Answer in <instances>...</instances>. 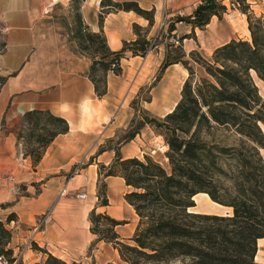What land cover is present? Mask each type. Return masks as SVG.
<instances>
[{"label":"crops","instance_id":"0c3cea01","mask_svg":"<svg viewBox=\"0 0 264 264\" xmlns=\"http://www.w3.org/2000/svg\"><path fill=\"white\" fill-rule=\"evenodd\" d=\"M83 0L81 12L86 25L95 33L104 30L112 51H119L126 42L136 41L134 26L148 30V38H155L161 25L179 14L189 15L199 0H113L123 3L136 1L146 10H155V23L134 12L119 11L105 16L100 23L101 2ZM50 0H0V22L3 29L0 49V220L10 214L17 219L8 224L12 231L9 247L14 257L24 264H38L52 255L70 264H117L119 252L112 244L99 241L91 233L90 213H107L120 222L116 227L120 238L130 241L138 227L139 216L125 199L132 188L122 177H102L107 186L108 206H100L98 190L100 166L110 167L119 152L123 159L155 155L165 158L168 147L162 136L146 126L137 137L120 144V136L130 128L136 116L132 103L142 89L156 79L167 51V39L146 57L127 53L122 60V73H108V91L100 98L90 78L93 58L83 53L74 38L70 16L71 0H57L54 11L45 15ZM251 8L258 16L255 3ZM246 36L227 22L213 18L207 28L215 25L225 29L218 44L205 48L198 39L183 42L187 54L198 50L204 58H212L214 51L233 39L250 40L246 15L242 14ZM176 16V17H175ZM180 25H176L177 34ZM225 25V24H224ZM188 28V26H186ZM191 29V28H190ZM191 31H186L189 33ZM217 32V29L216 31ZM219 32V31H218ZM188 70L182 64L166 69L151 91V102L140 107L163 118L171 113L181 100ZM254 81L264 99V81L253 74ZM159 106L155 107L158 102ZM158 107V111H157ZM48 111L65 119L69 131L59 135L46 149L37 166L25 157L18 141V128L28 112ZM163 144L162 152L156 147ZM264 157V152L262 153ZM76 172V173H75ZM63 190L67 194L61 196ZM84 193V199L78 195ZM194 213L227 215L229 207L213 202L205 193L194 197ZM219 207L220 212H208ZM47 215L44 230L36 231L39 217ZM33 241L39 250L25 246ZM256 261L264 264V238L257 241Z\"/></svg>","mask_w":264,"mask_h":264},{"label":"trees","instance_id":"16d2710c","mask_svg":"<svg viewBox=\"0 0 264 264\" xmlns=\"http://www.w3.org/2000/svg\"><path fill=\"white\" fill-rule=\"evenodd\" d=\"M225 2L200 0L191 14L171 19L164 39L176 38L178 23L190 27L191 32L167 43L165 59L155 81L147 87L149 98L145 101L151 102V91L166 69L175 64H182L189 72L181 100L165 117L152 115L148 122L141 120L134 128L139 113L147 112L139 107L138 95L132 103L136 116L123 141H119L124 144L134 140L143 125L150 124L160 131L159 135L169 146L166 157L170 172L151 157L123 159L119 152L110 167L100 166V206L109 205L107 186L101 178L122 177L132 188L125 199L134 207L139 224L133 238L125 241L116 231L121 223L94 209L89 216L90 230L99 241L112 244L126 264H178L185 259L191 264H258L255 262L257 241L264 238V158L261 154L264 150V99L253 73L264 81V16L254 13L252 0H232L231 5L242 6L237 9L247 17L250 40L233 39L217 48L212 62L198 50L187 54L183 46L186 39L197 40L196 31H204L213 18H224L228 13ZM82 3L83 0H71L70 4L74 38L80 50L93 58L90 78L96 94L103 98L108 91V73H122L121 62L127 53L144 58L158 48L160 42L157 39L153 43V39L148 38V30L135 25L137 40L126 42L119 51H112L104 30L95 33L84 22ZM119 11L134 12L147 19L150 26L155 23V10H146L136 1L103 0L101 25L106 15ZM189 58L202 65L207 75L196 88ZM214 130L234 131L240 138L239 143L223 146L209 141L205 136L209 137ZM68 131L65 119L48 111L34 110L25 114L17 134L25 157H30L37 166L50 144ZM223 158L230 162V175L223 168ZM226 177L230 182L228 187L220 182ZM199 193L232 208L233 215L190 212L196 206L194 197ZM16 219L13 213L6 221L0 220V257H9L11 262L18 258L9 247L12 231L8 224ZM32 249L39 250L33 243ZM46 264L68 263L49 255Z\"/></svg>","mask_w":264,"mask_h":264},{"label":"rangeland","instance_id":"374dc122","mask_svg":"<svg viewBox=\"0 0 264 264\" xmlns=\"http://www.w3.org/2000/svg\"><path fill=\"white\" fill-rule=\"evenodd\" d=\"M231 1L232 0H226L225 4L228 8V16L226 17L227 18V22H225L223 24L224 27L226 26H229L230 24L233 26V28L235 30H237L241 36H246V33H245V29H244V21H242L243 17L241 15V12L239 9V7L241 8L242 6H238L236 5L235 7H233L231 5ZM253 3L256 2L255 4V7H256V10L257 12H264V0H252ZM200 2V0H199ZM238 8V9H237ZM178 17H181L180 15H177ZM187 15H184L182 17H185ZM176 17V16H175ZM218 21L216 20L215 21V25L209 27V28H206L204 31H198L197 32V35L199 36L198 39L201 40L203 46L205 48H212L215 44H218V40L216 39V42H215V38H218L219 36H223L225 35V29L224 28H220L219 25H218ZM217 29V32H215ZM186 31H191L190 27H186V25H180V28L176 34V38L173 40H178V38L180 36H182ZM219 31V32H218ZM165 35V34H164ZM2 37H3V29H2V25H1V22H0V49L2 48ZM165 39L163 38V35H162V38L159 39L158 42H162L164 41ZM171 41H168L167 43H169ZM201 54V53H200ZM202 55V54H201ZM203 56V55H202ZM204 57V56H203ZM193 70H194V77H193V86L194 88H196V84L199 83L201 81V79L203 78H206L207 75H206V72H205V69L202 65L200 64H197L195 63L193 60H191L190 58L188 59ZM206 60L208 61H211L212 62V58H207ZM254 74V73H253ZM149 98V92L147 91V87L144 88L140 94V101L143 102L145 100H147ZM158 102L155 104V107L158 105L159 106V99H157ZM140 107V105H139ZM158 107H157V111H158ZM152 117V114L150 115L149 113L147 112H144V111H141L139 113V118L136 119L135 123H134V128H137L141 123V120H145V121H149ZM146 126H150L153 131L155 132V134L159 135L160 134V131L159 130H156L154 127H152L150 124L148 125H143V128L141 129V131L146 127ZM263 127V126H262ZM263 130H264V127H263ZM128 132V130L126 131V133ZM126 133H124V135H121L120 136V141H123ZM163 138V137H162ZM205 138H207L209 141H217L219 143H221L223 146H232L234 144H238L239 143V136L236 135V133L232 130H220V131H217V130H214L212 132V134L208 137V136H205ZM164 140V138H163ZM165 142V140H164ZM163 144H161L160 147H156V152H162L163 148L162 147ZM165 146L168 147V150L166 153L169 152V146L166 144L165 142ZM264 152V150H261V154ZM167 154H165V158L164 157H160L158 155H155V159H153L154 161L160 163L164 168H166L169 172H170V165H169V160L168 158L166 157ZM263 156V155H262ZM264 158V157H263ZM222 165H223V168L227 171H229V175H230V162L229 160L223 158V162H222ZM230 177V176H229ZM220 182L222 184H224V186L228 187L230 186V182H229V178L226 177L225 179H220ZM223 194V193H222ZM195 202V201H194ZM221 208L219 207H215L214 209L211 208L208 212H220ZM190 212L194 213V209H190ZM200 214V213H198ZM216 213H213V214H205V215H215ZM233 215V209H230V213H227V215H216V216H232ZM8 259V264H24V262L22 261V258H18V260L16 262H11L9 257H7ZM49 260V256H46V258L38 263V264H46L47 261ZM255 262L258 263L256 261V257H255ZM72 264V263H70ZM117 264H126L124 263L122 260H118ZM178 264H191L190 260L189 259H185L183 260L182 262H178ZM258 264H262V263H258Z\"/></svg>","mask_w":264,"mask_h":264},{"label":"built area","instance_id":"2783aa9c","mask_svg":"<svg viewBox=\"0 0 264 264\" xmlns=\"http://www.w3.org/2000/svg\"><path fill=\"white\" fill-rule=\"evenodd\" d=\"M57 3V0H50L49 4L45 7V10H44V13L45 15H49L51 14L53 11H54V7ZM181 17L183 16V14H179ZM167 28V21H165L162 25H161V28H160V32L159 34L155 37V38H152L153 40V43L156 42L157 39H160L161 36L163 34H167L168 30H166ZM171 42H173V38L170 40ZM76 173V172H75ZM67 194V191L66 190H63L62 193H61V196H64ZM86 197V195L84 193H81L78 195V198L80 199H84ZM48 223V217L47 215H43L41 217H39L36 221V224H35V230L36 231H42L45 229L46 225ZM32 243L33 241H30L26 246H25V250L27 249H32ZM0 264H8V260L5 258V257H0Z\"/></svg>","mask_w":264,"mask_h":264}]
</instances>
